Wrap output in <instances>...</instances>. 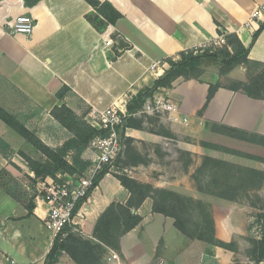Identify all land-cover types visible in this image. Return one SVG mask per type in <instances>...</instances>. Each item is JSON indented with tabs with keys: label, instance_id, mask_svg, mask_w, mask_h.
Listing matches in <instances>:
<instances>
[{
	"label": "crops",
	"instance_id": "crops-1",
	"mask_svg": "<svg viewBox=\"0 0 264 264\" xmlns=\"http://www.w3.org/2000/svg\"><path fill=\"white\" fill-rule=\"evenodd\" d=\"M101 1L110 2L122 14L116 23L107 22L86 0H38L34 4L0 0V105L53 148L73 136L53 116L55 106L67 105L88 121L92 107L105 109L116 102L128 108L170 68L169 58L179 60L183 51L210 44L219 37V29L236 34L250 47L264 21V13L252 18L264 0ZM23 14L35 19L32 35L9 31V24ZM209 59L203 60L198 78L180 75L171 86L155 92L166 94L178 106L169 115L170 130L193 139L180 141L178 147L264 170V162L256 159L264 161V142L213 133L215 125H224L264 138V97L254 88L256 96H250L243 87L264 68V30L251 47L249 64L233 65L223 73L221 62ZM153 63H159V72L152 69ZM251 65L257 66L253 77ZM223 79L241 84L239 88L220 86L210 94V83ZM126 133L138 143L162 148L168 144L166 136L149 131L129 127ZM0 137L10 146L0 150V264H10L12 259L45 264L56 236L45 226L48 206L38 198V183L51 176L38 175L22 153L45 163L48 158L1 119ZM201 141L242 154H219L201 146ZM194 162L184 176L174 175L173 182L164 175L161 180L150 179L148 174L142 177L135 165L125 170L133 179L202 197L213 206L215 238L235 246L225 248L187 236L175 218L154 211L155 199L148 196L136 210L142 221L120 237L119 249H115L123 264H156L160 259L165 264H238V250L248 247L247 237L252 234L259 239L251 225L254 207L242 200L214 198L192 186L183 189L177 183L183 177L192 178ZM117 173H107L80 208L76 228L86 238L97 241L94 228L101 214L112 202L127 203L131 196ZM112 250L104 258L106 264H113L109 260ZM240 263L249 264L251 259L246 256ZM57 264L77 263L63 252Z\"/></svg>",
	"mask_w": 264,
	"mask_h": 264
},
{
	"label": "trees",
	"instance_id": "trees-1",
	"mask_svg": "<svg viewBox=\"0 0 264 264\" xmlns=\"http://www.w3.org/2000/svg\"><path fill=\"white\" fill-rule=\"evenodd\" d=\"M37 1L38 0H27L29 4H34ZM86 1L95 8L100 16H102L107 22L111 24L116 23L117 20L122 17V14L108 1ZM263 30L264 21L254 33L252 45L250 47H246L236 34H227L222 29H219V34L225 35V43L223 45L208 46L205 48L202 47L183 51L181 53V59L179 60L169 58L168 62L170 68L166 70L159 79L156 80L155 85L152 88L140 94L137 100L128 107V110L133 112L140 109L148 98L153 97L158 88L171 86L172 81L180 75L185 76L191 70H196L197 74L193 77L198 78L202 72V62L207 58L218 59L222 64L221 72L223 73L233 65L243 62L249 64L248 55L251 47L254 45ZM223 46L225 48L223 49L226 50L225 53H223ZM240 84L241 83H239V85ZM218 87L219 86H217V88ZM243 87H245L244 89L250 96H256L253 94L254 88V92H256V94L259 93L264 97V68L257 76L253 77L251 84H247L246 86L244 85ZM215 89L216 86H214V88L210 91V94H213ZM52 114L73 134V136L62 146L56 148L47 145L35 132L27 128L17 117L9 113L0 105V119L17 133H19L22 137H24L48 158V162L45 163L34 160L25 153H22L27 158L30 167L38 175L56 178V175L61 172L81 176L91 164V161L85 160L82 157L83 152L89 147L91 141L96 136L107 135V131L94 127L84 116L80 117L67 105L55 106ZM136 120V117L128 118L125 123V127L135 128L134 123ZM226 128L242 134V136L237 137H242L245 139L259 137L256 135H248L245 132L235 128H230L228 126H226ZM215 129H217V127ZM224 134L231 135L229 133ZM121 135L125 137V142L127 145V142L131 137L125 136V129L121 130ZM231 136L235 135L232 134ZM0 141L4 146V148L0 147L1 151L10 149L9 144L1 137ZM72 150L77 152L75 161H69L67 158L68 151ZM109 172L110 167L106 165L96 174L89 196L94 188L99 185L102 178ZM116 176L120 179L121 183L127 189H129L131 196L127 203H121L118 201L112 202L101 214L94 228V237L97 239V241L86 238L80 233L72 231V228L67 226L65 228V232H67L65 236L62 234L56 236L53 246L47 255L45 264H57L63 252L68 253L77 264H106L105 261H103L104 254L107 255L110 248L119 249L120 237L140 224L142 221V216L138 214L136 210L139 206H141L148 196H154L151 192L144 191L145 189L142 188L144 186H142V184L137 180L131 178L129 175L123 173L122 175H119V173H117ZM85 200L87 199L85 198L79 201L76 210H78L83 205ZM133 209H135V211H133ZM168 209L165 210V208H162L155 199L154 211L161 212L165 215L175 218L176 226L187 236L205 240L226 248L232 247V244L224 243L215 238V224L213 221L210 222L211 234L202 233V236H197L189 233L183 222L178 219L177 216L171 211H168ZM258 217L263 221V234L262 238L257 240V246L252 251L251 260L253 264H260L264 260V211L260 213ZM114 235L116 236V241H113Z\"/></svg>",
	"mask_w": 264,
	"mask_h": 264
},
{
	"label": "rangeland",
	"instance_id": "rangeland-1",
	"mask_svg": "<svg viewBox=\"0 0 264 264\" xmlns=\"http://www.w3.org/2000/svg\"><path fill=\"white\" fill-rule=\"evenodd\" d=\"M223 48L224 46L222 49ZM224 49L223 53L226 52ZM209 60L213 63H220L218 59L211 58ZM256 67L257 66L254 65L249 66L251 70L249 71L250 77L254 76L253 73L257 70ZM196 74V70H191L185 76L189 79ZM210 84L209 91H211L214 86H216L215 91L220 86H233L239 88V82H231L228 79L219 80ZM217 86L219 87L217 88ZM164 96L169 99L166 94ZM169 115L170 113L167 112L149 116L144 115L137 118L134 123V127L138 130H145L166 136L168 144L165 145L164 148L151 144L150 142L138 143V141L131 137L127 142L124 153L115 162L114 167L111 170H115L119 175H122V173L127 174V170L125 169L130 165H135L136 167H140L137 172L142 177H145V175L148 174L150 179L161 180L165 178V180L173 182L174 175L178 174L184 176V173L190 168V162L195 161L192 167V178L183 177L182 180H176L177 183H181L183 189L184 187H188L189 189L192 186L199 192H209L213 194L214 198H221L230 201L242 200L243 202L248 203L249 206L251 205L254 207L256 211L251 213L252 231L253 233L258 234L259 239H261L263 234V221L259 219L258 215L264 211V170L228 164L220 159L200 156L199 154H191L186 150L180 149L178 147L180 141H192L193 139L188 136L173 133L169 128ZM216 127L217 129H215ZM213 128L215 129L213 132L215 134L229 133L235 135V137L242 136L241 133L227 129L224 125H215ZM253 139H255L256 142H264V138L262 137H254ZM199 144L201 146L209 147L219 154H242L239 151H235V149L215 143H205L201 141ZM0 147L4 148L1 141ZM88 148L85 149L83 155H85V160L91 161L93 153ZM76 153L77 152L73 150L68 151V160L75 161ZM248 157L251 158L253 155L248 154ZM256 159L264 162L263 158L259 159L256 156ZM161 175H164L163 178H160ZM137 181L144 186L142 187L145 189L144 191L153 194V198L156 199L162 208H165V210L169 208L168 211H171L183 222L189 233L197 236H202V233L211 234L210 222L213 221L215 224V217L213 206L209 202L202 197L194 198L193 196L184 194V191L178 193L167 186L156 187L151 182H144L142 180ZM221 213L222 212L219 211V215H221ZM257 240L258 239L254 238L252 234L247 237L246 244L248 247L242 248L240 251L238 250L239 256L237 255L236 259L238 264H241V259L246 256L251 259L252 251L257 246ZM113 241H116L115 235ZM234 246L235 245L232 244V247ZM112 252L117 253L115 249H113ZM105 256L106 255L104 254L103 258H105ZM121 261L118 262V264H123ZM159 261L160 262L157 261L158 263L156 262V264H165L163 259H160ZM249 264H253L252 260Z\"/></svg>",
	"mask_w": 264,
	"mask_h": 264
},
{
	"label": "built area",
	"instance_id": "built-area-1",
	"mask_svg": "<svg viewBox=\"0 0 264 264\" xmlns=\"http://www.w3.org/2000/svg\"><path fill=\"white\" fill-rule=\"evenodd\" d=\"M263 13L264 5L258 6L254 9L252 18H261ZM8 28L12 34L20 33L29 36L32 35L35 29V19L30 15H19L9 24ZM111 42V40L108 41V44H111ZM224 43L225 35L221 34L203 48L221 46ZM152 69L159 72V63H153ZM177 110L178 106L159 92L148 98L140 109L133 112L116 102L105 109L92 107L87 118L94 127L106 130L107 135H98L91 141L88 148L93 153L90 166L81 176L59 172L56 178L49 177L38 183V198L48 206L44 219L47 229L55 236L59 234L65 236L67 226L72 228V231H78L76 228L77 219L82 215L80 213L81 207L78 210H76V207L79 201L89 198L96 174L106 165L110 167L111 171L117 159L124 153L126 142L125 137L121 135V130L125 129V136H127L126 131L128 128L125 127V123L128 118H139L144 115L149 116L166 112L171 114ZM109 260L113 264H118L120 257L116 252H112ZM10 264L21 263L16 259H12Z\"/></svg>",
	"mask_w": 264,
	"mask_h": 264
},
{
	"label": "water",
	"instance_id": "water-1",
	"mask_svg": "<svg viewBox=\"0 0 264 264\" xmlns=\"http://www.w3.org/2000/svg\"><path fill=\"white\" fill-rule=\"evenodd\" d=\"M135 211V210H134Z\"/></svg>",
	"mask_w": 264,
	"mask_h": 264
}]
</instances>
